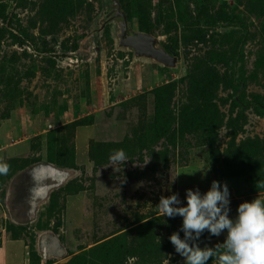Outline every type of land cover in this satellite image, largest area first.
Segmentation results:
<instances>
[{
	"label": "rangeland",
	"instance_id": "obj_1",
	"mask_svg": "<svg viewBox=\"0 0 264 264\" xmlns=\"http://www.w3.org/2000/svg\"><path fill=\"white\" fill-rule=\"evenodd\" d=\"M0 163V264H185L161 196L264 199V0H0Z\"/></svg>",
	"mask_w": 264,
	"mask_h": 264
},
{
	"label": "clouds",
	"instance_id": "obj_2",
	"mask_svg": "<svg viewBox=\"0 0 264 264\" xmlns=\"http://www.w3.org/2000/svg\"><path fill=\"white\" fill-rule=\"evenodd\" d=\"M110 161L124 164L128 161L123 149H114ZM10 165L0 163V175H7ZM264 188V184L258 185ZM178 193L161 196L157 208L163 216L183 218V239L173 232L169 239L185 264H208L215 258L217 264H264V199L255 198L238 205L237 215L229 217L230 192L227 183L213 180L210 188L201 193L199 188L186 190V206H180ZM207 230L219 237L226 231L223 243L201 248L199 241Z\"/></svg>",
	"mask_w": 264,
	"mask_h": 264
},
{
	"label": "water",
	"instance_id": "obj_3",
	"mask_svg": "<svg viewBox=\"0 0 264 264\" xmlns=\"http://www.w3.org/2000/svg\"><path fill=\"white\" fill-rule=\"evenodd\" d=\"M115 16L122 19V25L118 34L120 46L132 48L137 56L152 58L165 66H174L176 62L175 56H170L161 49L155 47V39L147 34L134 33L127 35V24L125 16L115 9ZM227 234L219 236L216 240L209 242L210 245L223 243Z\"/></svg>",
	"mask_w": 264,
	"mask_h": 264
}]
</instances>
